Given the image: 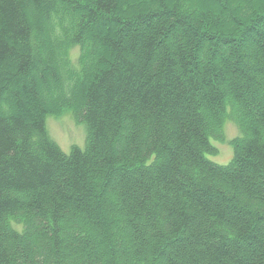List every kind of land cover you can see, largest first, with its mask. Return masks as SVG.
<instances>
[{"label": "trees", "instance_id": "obj_1", "mask_svg": "<svg viewBox=\"0 0 264 264\" xmlns=\"http://www.w3.org/2000/svg\"><path fill=\"white\" fill-rule=\"evenodd\" d=\"M122 1L0 0V68L15 67L0 78V94L15 88L12 105L2 104L8 114H0V264H107L97 249L86 259L90 241L81 236L92 227L105 239L111 223L104 222L99 196L110 187L118 198L116 213L135 235L136 264L159 258L164 264H264L260 219L239 204V198L264 204V100L257 94L264 90V14L256 16L264 6L250 1L242 19L240 7L227 11L230 29L210 8L193 11L188 0H156L163 8L173 3L171 14L137 9L129 16ZM27 7L43 10L51 32L45 24L31 27ZM232 32L234 38L226 37ZM248 32L255 44L251 66L237 63L238 48L212 49L200 64L196 51L202 42L230 45ZM170 36L178 40L169 43ZM75 46L76 66L69 58ZM51 47L49 60L59 59L68 84L59 93L68 98H49L54 106L48 109L37 100V81L59 79L58 70L43 66L42 75L32 76L40 62L31 55ZM243 78L250 79L251 89L239 85ZM79 84L84 110L68 103ZM200 110L214 130L205 128ZM65 112L87 130L85 149L68 155L45 128L46 116ZM225 119L240 135L231 141L232 160L221 166L204 153L215 149L209 138L222 140ZM215 181L229 193L206 185ZM76 216L78 223L68 225ZM76 227L81 229L73 233ZM73 250L80 252L78 259H72Z\"/></svg>", "mask_w": 264, "mask_h": 264}, {"label": "rangeland", "instance_id": "obj_2", "mask_svg": "<svg viewBox=\"0 0 264 264\" xmlns=\"http://www.w3.org/2000/svg\"><path fill=\"white\" fill-rule=\"evenodd\" d=\"M189 3L192 6L193 11H196L198 13H200L202 11V8H210L212 10L213 14H217L216 18L218 19V21H220V23H227L229 24L228 27H230V29L232 28L230 26V19L227 15V11L232 10L234 7H240V14L238 13L237 18L238 19H242L241 16L242 14H245V10L243 11V6L246 4H249L251 1V4L254 2H260V4L262 6H264V0H226V2H223L220 4V6H216V5H211L209 6V3L203 1L202 0H188ZM86 1H81L80 4H86ZM122 3L127 7V15L129 16L130 14H132L133 12H135V10L137 11V9L140 10H145V11H151V12H157L159 14H163L165 11L169 12L170 14L174 11L173 8V3H171L169 6H165L163 8L162 4H157L156 0H123ZM250 6V5H249ZM260 6V5H259ZM261 6V7H262ZM223 7V9H222ZM178 8H180L178 6ZM227 8V9H225ZM181 14V12H180ZM264 14V10H258L256 13V16ZM26 15H27V19L31 25V27H37V26H43L45 24V29L47 26V30H49L51 32V28H50V23L47 21V17H45V13L43 12L42 9H33L32 7H27L26 9ZM171 21V20H169ZM175 21V20H173ZM172 22V21H171ZM245 23V22H244ZM250 23H245V27L249 28ZM178 27V26H176ZM174 27V32L177 28ZM171 27L168 28V30ZM176 28V29H175ZM258 28H260L261 32H263V28L261 26H259ZM244 29H242V33L244 32ZM208 34L212 35V31L211 30H207L206 31ZM242 33L239 36V39L242 35ZM226 35V34H225ZM252 32H248V35L241 37L242 39L240 41H235L233 44H235L233 46V44H228V45H223L221 43H215L213 44V46L211 47V43L208 42H202V45L200 46L199 50L196 51V55L198 56V60L200 61V64L203 65L205 64V62H207L208 58H209V52L212 51V49L214 50H219V51H229L231 49H239L241 52V56L238 57L237 59V63L239 62V64H241V66L244 68L245 66L249 67L252 65V60L254 58V53L252 52V49L254 48V41L252 39ZM86 36H89L88 33L86 34ZM226 37L232 38L233 37V32L231 34H227ZM177 37H171L169 39V43H175ZM234 38V37H233ZM46 39L43 37H41V42H44ZM178 40V38H177ZM235 40H237V38H235ZM54 44V43H53ZM24 45V44H22ZM55 45V44H54ZM237 45V46H236ZM55 47V46H54ZM56 48V47H55ZM57 49V48H56ZM96 49V48H95ZM98 49V47H97ZM44 51V50H43ZM47 51V52H46ZM45 52L41 53V55H38L37 57L32 56L31 57L33 59H35V61H39L40 65L36 66L35 71L32 72V76H39L42 75L44 72V68L43 66H45V68H49L51 70L57 69L58 70V76L59 79L57 80H52V79H48L45 81H37V85H36V91H37V100L39 103H41L43 106H46L48 109L53 108L54 104L51 102V100L49 98H55L58 99V101L62 102L67 100L65 97V93L63 94L62 91V96H60L61 89H63L64 87H68V84H66L64 77H63V72H61V69L59 67V59L55 58V62L54 64L52 63V61L49 60V55L50 52L53 51L52 47L50 50H46ZM53 54V52H52ZM51 54V55H52ZM228 54V53H227ZM226 54V55H227ZM79 56V50L77 47L73 48L71 50V53L69 55V58L71 59V61L73 63H75L78 59ZM37 58V59H36ZM90 60H96V57L94 55H90ZM214 62H216L215 59H213ZM55 65V66H54ZM95 66H91L89 68V71L92 69H94ZM241 67V68H242ZM14 64L10 63V65H4L2 68H0V78L2 80H4L5 78L8 77V75H12V73H14ZM92 68V69H91ZM63 71V69H62ZM90 71V72H91ZM255 74H252V76H254ZM256 76V75H255ZM243 82L239 81V85L242 88H247L246 86H248L250 89L252 88V84L249 81L250 79H245L243 78ZM255 80H258L255 77ZM29 81V80H27ZM82 84V83H80ZM79 84V88L74 89L71 94V98L68 99V103H70L71 105H76L77 108L84 110V106L83 104L80 102V89H81V85ZM245 85V87H244ZM54 86L56 87H60L59 90H57V96L56 97V93L50 92L48 93V91L53 88ZM15 88L11 89H7V92H4L3 94H0V114L1 115H7L8 113H5V110H3V106L2 104L5 102L8 103L10 106L12 105V99H11V93L12 91H14ZM247 90V89H246ZM257 94L262 96L263 100H264V90L263 88H260L259 90H257ZM70 94V92H68ZM2 102V103H1ZM28 104H30L31 102H26ZM28 106V105H27ZM11 109V107H10ZM57 109V108H56ZM247 109L249 110V112H251L252 117L255 119L260 118L261 113L258 112V110L256 111V109L252 106V105H247ZM245 107L243 109V107H241L242 112H247V110ZM15 110L11 109V112ZM200 116V119L202 120V122L204 123V126L206 129H211L214 130L213 128V121H209V118L207 116V112L204 110H200L197 113ZM246 117L244 116V119ZM213 120V119H212ZM246 123L247 120L245 119ZM248 125V124H247ZM45 127H46V131L49 135V137L52 139V141H54L59 148L65 152L68 153L70 151L71 147H77L79 149H83L84 148V144H85V138H86V131H85V127L83 125H78L76 124L71 115L68 113L63 114V116H48L45 119ZM223 140L222 141H215L213 138H209V143L211 144L212 147H215L216 149H213L211 152H205L204 156L213 161L214 163L220 164V165H225L227 164L230 159L232 158L233 155V151H232V146L230 144V140L234 137H236L237 135L240 134L238 128L232 123L230 122L228 119H225L223 122ZM264 130L262 129V140L264 142ZM118 142L119 140H117L115 143V147L116 148L118 146ZM160 157H159V161H160ZM139 165H141V163H137ZM135 166H138V165ZM189 176H191L193 178V180L195 182H200V178L197 174V172L192 168H189L188 171ZM114 181V179H113ZM113 181L110 185L113 184ZM208 187H210V185H212L214 188L219 189V190H223L226 193L228 191V188L226 185H221L220 182H213L211 184L207 183L206 184ZM117 197L115 194V191L113 189H111V187L108 190H103V194L101 196H99V200L100 202H102V205L104 206V209H100V212H102L103 216H104V222L105 223H111L109 228H106L105 232H106V238L104 239V237L101 235L100 231H96L94 229L88 228L86 231V233L84 235H82V238H88L90 241V249H88V252L85 253L86 255V259L90 260L92 253L95 249L98 250L97 254H98V258L101 259L102 263H105V259H107V264H112L110 261L112 260L113 264H127L128 260L131 264H136L137 260H136V256L134 255L135 252L134 250L138 249V245L135 239V235L130 232L126 226L124 225V217L120 216L119 214L116 213V209L118 207L117 204ZM239 204L245 205L247 208H249V210L251 212H253L255 215H257L260 219V223L259 226L261 229H264V222L262 221V219L264 218V204H257L253 201L250 200H244L242 198H239ZM79 216H76L75 219L73 221L68 220L69 223H67L68 225H76L78 223V221L76 222V219H78ZM81 219H79L80 221ZM62 227V225H61ZM66 227V226H64ZM141 227L143 228V231H145L143 223H141ZM69 229V227L67 228ZM81 228L76 227L73 231V233L78 230H80ZM224 236L229 237L228 235H226L225 229H218ZM68 233H71V231H69ZM146 234V232H145ZM77 237H80V234H76ZM106 240V241H105ZM30 247H33L32 245ZM34 249V248H33ZM108 251V252H107ZM105 252H107V256L105 255ZM67 253V249L62 250L61 254H65ZM70 255H72V259H78V257H80V252H78L77 250H73V252L71 251ZM143 255V254H142ZM141 255V256H142ZM141 256H137V258L140 260ZM112 258V259H111ZM146 258V257H145ZM38 259V258H37ZM165 258H159L158 260H156V262H149L148 259L145 260V264H164ZM57 262V261H56ZM55 262V263H56ZM109 262V263H108ZM68 263V262H67ZM70 263V262H69ZM68 263V264H69Z\"/></svg>", "mask_w": 264, "mask_h": 264}, {"label": "bare ground", "instance_id": "obj_3", "mask_svg": "<svg viewBox=\"0 0 264 264\" xmlns=\"http://www.w3.org/2000/svg\"><path fill=\"white\" fill-rule=\"evenodd\" d=\"M95 192V191H94Z\"/></svg>", "mask_w": 264, "mask_h": 264}]
</instances>
